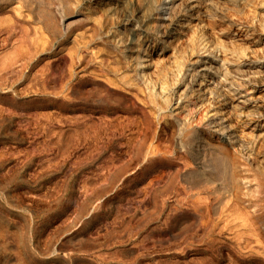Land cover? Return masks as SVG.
I'll return each mask as SVG.
<instances>
[{
  "label": "rangeland",
  "instance_id": "obj_1",
  "mask_svg": "<svg viewBox=\"0 0 264 264\" xmlns=\"http://www.w3.org/2000/svg\"><path fill=\"white\" fill-rule=\"evenodd\" d=\"M133 1L128 12L135 15L140 7L147 15L160 0ZM95 5V0H0V264H264V188L252 174L254 136L243 151L230 150L240 164L234 181L242 188H231L226 174L218 182L212 178V188H202L199 168L207 169L216 153L208 134L182 140L179 126L161 122L133 97L119 109L100 108L92 102L93 84L108 80L93 64L85 74L77 69L90 79L84 96L78 93L69 63L59 61L61 54L68 56V46L88 39L80 55L116 61L103 37L93 39ZM120 18L118 9L114 22ZM205 49L184 80L193 66L205 69L200 64L208 59L222 63L220 50L212 57ZM159 87L153 92L164 98ZM174 88L171 93L178 92ZM176 99L169 113H176ZM113 102L122 99L114 96ZM193 173L197 182L191 186ZM226 208L228 221L236 219L230 224Z\"/></svg>",
  "mask_w": 264,
  "mask_h": 264
},
{
  "label": "bare ground",
  "instance_id": "obj_2",
  "mask_svg": "<svg viewBox=\"0 0 264 264\" xmlns=\"http://www.w3.org/2000/svg\"><path fill=\"white\" fill-rule=\"evenodd\" d=\"M115 1L95 0L97 5L93 8L95 10L91 11L92 14H90V8H87L93 18L94 29L97 33L93 39L103 37L109 47L106 46V48L114 49L116 61H112L113 66L107 62L110 59L108 58L109 53H107V60L103 57L101 59L96 57L98 60L92 59L90 53L89 58L80 55V50L88 39L84 45L80 42L73 48H69L71 50H68L70 47L68 46L66 49L67 52L69 51L68 56L64 53L59 55V61L63 66L66 62L69 63L68 73L72 76L76 75L74 78L77 79L78 93L82 91L84 96L90 79L85 75L81 76V73H78L79 76L77 69L80 68L79 71L82 72L89 71V66L93 64L98 68L96 73H99V77L102 76L104 81L108 80L107 83L110 82L112 86L115 84L114 88L107 86L109 85L107 83H100L103 81L101 77L99 80L102 81L98 80L97 86L93 84L94 94H92L95 98L90 97V99L92 98V102L100 108L106 111L119 109L133 97L136 103L147 109L149 113L159 115L158 120L161 122L169 121L170 124L173 122L174 126H179V136L182 140L192 141L198 137L201 139L202 135L208 134V142L214 147L212 150L215 149L216 153H211L213 163L211 165L208 163L207 169L200 170L199 168L197 181L202 188H212L210 187L212 178L218 182L216 180H219L222 174H226L231 188H242V183L239 185L235 183V175H240L237 169L240 164L230 154V150L243 151L249 138L254 136L256 139H254L255 143L250 145V153L257 161V167L253 168V173H251L256 184L264 188V64L263 67L249 64L258 63L259 60L264 63V36L259 35L260 32L264 33V0H170L166 3L160 0L150 8L147 15H144V10L140 7L135 15L128 12L127 5L129 2L133 3V0H122L117 4ZM118 9L121 18L114 22L113 15ZM134 18L139 25L137 29L133 28ZM99 31H102L100 33L102 36L99 35ZM149 41L151 44L145 47L146 42L148 44ZM205 46L208 48L205 49ZM257 47L262 48L263 53L259 54ZM203 49L212 57L217 56L220 50L222 63L215 64L208 59L207 63L200 64L203 68L205 66V69L199 71L197 69L199 65L193 66L191 77L184 80L183 76L189 64L196 65L202 62L203 58L201 59L199 53ZM211 49L213 51H210ZM169 75H172L171 81L168 80ZM234 78L236 80L242 78L244 81L235 82ZM157 84L166 92L164 98L157 97V94L153 92ZM177 86L179 93H171V89ZM76 88L73 87L77 90ZM73 89L70 91L72 95L76 93ZM89 92H92L91 89ZM114 96L122 99V103L115 104ZM174 98H177L179 103L176 102L178 103L175 108L176 113L172 114L168 109ZM154 115L152 120H154ZM173 115H175L174 120ZM255 132L257 133L254 134ZM221 135L224 138L220 139ZM219 150L226 156V159L224 155H222L223 159L219 158L221 154ZM147 153H149L148 148L144 149L143 154ZM194 173L189 178L190 185L197 182L194 179ZM236 198V200L240 199V197ZM260 198L262 200V197ZM227 208L225 220L228 221V214L231 210ZM254 217L260 219L261 216L254 215ZM230 222L228 221L229 224Z\"/></svg>",
  "mask_w": 264,
  "mask_h": 264
}]
</instances>
